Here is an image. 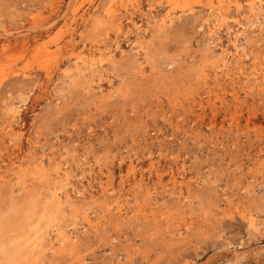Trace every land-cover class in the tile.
Instances as JSON below:
<instances>
[{"label":"rangeland","instance_id":"1","mask_svg":"<svg viewBox=\"0 0 264 264\" xmlns=\"http://www.w3.org/2000/svg\"><path fill=\"white\" fill-rule=\"evenodd\" d=\"M0 264H264V0H0Z\"/></svg>","mask_w":264,"mask_h":264}]
</instances>
